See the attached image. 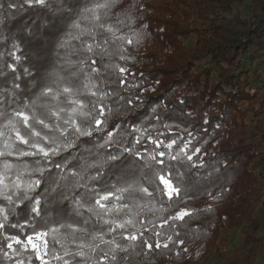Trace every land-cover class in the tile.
I'll return each instance as SVG.
<instances>
[{
	"label": "trees",
	"instance_id": "1",
	"mask_svg": "<svg viewBox=\"0 0 264 264\" xmlns=\"http://www.w3.org/2000/svg\"><path fill=\"white\" fill-rule=\"evenodd\" d=\"M11 2L0 0V70L7 77L12 74L5 67L12 63L8 51L17 38L26 57L17 71L32 67L48 76L53 87L71 84L86 110L103 104L109 129L115 126L118 137L136 150L178 154L187 146L189 154L200 150L197 163L204 164L194 169L186 160L183 165L172 162L173 174H183L189 191L181 202L168 204L158 194L155 199L125 194L130 210L105 217L125 223V229L108 232L109 225L85 211L84 218L90 217L86 230H75L82 225L77 217L73 229L48 232L47 264H257L264 258V0H114L108 22L134 43L125 46L126 60L86 54L100 67L90 76L89 65L73 68L58 61L54 45L44 42L38 29L45 12L17 11L9 8ZM120 43L110 45L109 52L117 53ZM24 80L27 86L29 80ZM90 90L113 95L102 99ZM41 102L33 110L44 114ZM153 140L165 143L157 148ZM171 140L176 144L168 149ZM182 209L191 214L164 223ZM43 212L44 220L37 216L30 225L25 224L28 209L10 215V223L25 227L0 230V264L39 263L22 245L15 244L11 252L7 237L25 240L44 231L55 214L48 206ZM232 230L238 231L236 244L229 241ZM71 232L75 242L67 235ZM125 232L139 238L125 240ZM81 240L88 245L83 258L65 255L66 250L75 252Z\"/></svg>",
	"mask_w": 264,
	"mask_h": 264
},
{
	"label": "snow or ice",
	"instance_id": "2",
	"mask_svg": "<svg viewBox=\"0 0 264 264\" xmlns=\"http://www.w3.org/2000/svg\"><path fill=\"white\" fill-rule=\"evenodd\" d=\"M113 3L114 0H12L9 8L14 6L17 11L30 8L45 12L38 29L44 42L54 45L58 61L73 68L77 64L89 65L86 75L90 76L99 73L100 67L95 58L89 60L86 54L92 57L100 55L102 59L118 55L119 59L126 60L125 46L134 43L121 28L108 22V10ZM28 33L32 35V30L28 29ZM118 41L122 42L118 52H109V46ZM8 56L12 63L5 67L11 70L10 78L0 70V230L24 228L25 225L10 223L9 217L25 209L30 213V218L25 221L29 225L37 216L44 220L46 206L55 214L46 222L44 231L28 234L25 240L19 236H9L8 239L17 245L23 244L25 249L30 245L37 253L36 258L41 259L34 241L46 239L48 232L73 229L77 217L82 218V225L75 230H86L83 226L89 224L90 217L84 218L85 211L109 225L108 232L125 229V223L105 219L106 216L119 215L124 209L130 210L125 194H136L143 199H155L158 194L166 198L168 204L189 198L188 188L183 186L181 179L183 174L174 175L171 164L183 165L186 160L189 168L203 167V161L197 163L200 160L197 156L199 149L191 154L187 146L178 154L136 150L118 137L115 126L109 129L103 104L98 109L94 104L91 110H86L85 100L71 84L53 87L46 82L48 76L34 72L32 67L17 71L26 61L17 38L12 39ZM114 67H118L119 73H126L124 67ZM72 76L78 74L73 71ZM25 77L29 80L27 86ZM90 91L92 96L99 95L102 99L113 95L107 90L99 93ZM38 102H41L39 107L45 110L44 114L33 110ZM152 142L157 148L165 143L159 140ZM140 143V138H136L135 144ZM175 144L176 140H171L166 147L172 149ZM129 157H134V163H129ZM190 214V210L182 209L164 219V223L183 221ZM121 234L125 240L139 238L127 232ZM67 235H71L75 242L74 232ZM98 235L103 240V233ZM144 243L149 250L153 248L147 241ZM12 246V243L8 244V248ZM85 247L88 245L81 240L75 252L66 250L65 255L83 258ZM116 247L120 245L116 244ZM155 247L159 248L160 244L157 242ZM42 264H47V261H42ZM64 264H69V261L65 260Z\"/></svg>",
	"mask_w": 264,
	"mask_h": 264
},
{
	"label": "built area",
	"instance_id": "3",
	"mask_svg": "<svg viewBox=\"0 0 264 264\" xmlns=\"http://www.w3.org/2000/svg\"><path fill=\"white\" fill-rule=\"evenodd\" d=\"M34 242L37 244V246L39 248V255L41 256V259H38V261H39L38 264H42V261H46L47 260V258H46V255H47V242H46V239L42 238V239H39V240H35ZM9 243H12L13 246H12V248H10V250H11V252H14L15 251V248H14L15 247V243L13 241H10ZM45 244H46V247H45ZM21 245H22L23 249H25L24 245L23 244H21ZM25 250L33 251L30 245ZM34 254H35V256L37 255V253H35V252H34Z\"/></svg>",
	"mask_w": 264,
	"mask_h": 264
},
{
	"label": "rangeland",
	"instance_id": "4",
	"mask_svg": "<svg viewBox=\"0 0 264 264\" xmlns=\"http://www.w3.org/2000/svg\"><path fill=\"white\" fill-rule=\"evenodd\" d=\"M229 234V241L231 244H236L238 242V231L237 230H232L228 232ZM211 261L213 263H216L214 258H211ZM257 264H264V258L260 259Z\"/></svg>",
	"mask_w": 264,
	"mask_h": 264
}]
</instances>
